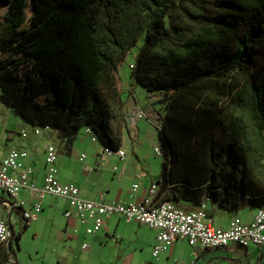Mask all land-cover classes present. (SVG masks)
<instances>
[{
    "label": "trees",
    "instance_id": "1",
    "mask_svg": "<svg viewBox=\"0 0 264 264\" xmlns=\"http://www.w3.org/2000/svg\"><path fill=\"white\" fill-rule=\"evenodd\" d=\"M0 34V101L66 142L88 127L111 150L118 67L141 41L130 79L163 94L161 199L264 204V0H0ZM28 222L0 264H19Z\"/></svg>",
    "mask_w": 264,
    "mask_h": 264
},
{
    "label": "crops",
    "instance_id": "2",
    "mask_svg": "<svg viewBox=\"0 0 264 264\" xmlns=\"http://www.w3.org/2000/svg\"><path fill=\"white\" fill-rule=\"evenodd\" d=\"M141 95V92L136 94L133 86L122 87L123 105L116 116V124L111 121L120 133L119 148L125 150L124 159H120L115 153H104V147L94 134L82 131L73 140L66 142L49 128L41 135L34 133L32 127L27 129L17 120L5 121L11 110L8 107L6 115L0 116V162L10 149H25L28 153L25 163L34 168L31 180L40 187L45 174L46 147L53 144L57 156L58 179L63 183L77 185L81 197L103 202L118 200L139 203L147 196L151 184L157 183L161 178L157 161L152 160L149 154L140 156L134 151V145L142 142L136 112L140 110L144 115L156 118L154 113H157V105L159 107L158 99H153L154 95ZM155 123L158 126V122ZM22 132L26 135H22ZM41 137L45 141L39 146ZM154 139L153 147L158 145L156 135ZM28 148L32 150L31 153ZM82 155L84 157L80 159ZM134 184H138L136 189H133ZM164 194L165 192L159 193L158 186L157 195L160 200ZM8 200L11 206L5 204ZM34 201L28 188L22 189L16 199L7 198L0 191V218L8 219L15 231V224L21 227L24 223L23 212L31 208ZM200 202L206 203L207 211L220 228H225L234 215L245 222L251 221L258 208L251 204L249 196L240 199L239 207L232 214L221 209L215 211L214 205L205 197ZM68 205V200L64 197L44 195L41 199V211L29 220L26 229L32 230L34 238L42 237L48 241L51 252L56 254L57 264H69L72 262L71 257L79 259L83 255L88 260L95 254L105 257L100 264H264V248L255 245L244 247L230 244L223 248L202 249L191 246L185 239H177L166 251L154 257L152 247L155 243V229L128 220L120 214H113L104 217V224L96 233L86 234L85 227L90 222L81 223L75 217H66L64 212ZM174 205L185 211L198 208L192 207L184 199H179ZM82 243H86L87 248H82Z\"/></svg>",
    "mask_w": 264,
    "mask_h": 264
},
{
    "label": "built area",
    "instance_id": "3",
    "mask_svg": "<svg viewBox=\"0 0 264 264\" xmlns=\"http://www.w3.org/2000/svg\"><path fill=\"white\" fill-rule=\"evenodd\" d=\"M144 113L138 110L137 118ZM38 134L39 127H32ZM91 134L90 128L84 129ZM22 135H26L22 132ZM104 153L117 154L124 159L125 150L118 148L111 150L104 147ZM156 154L160 155V149L155 146ZM28 153L22 148H12L0 162V191L7 198L16 199L19 192L28 188L35 201L32 207L23 212V218L30 220L41 211V199L46 194L61 196L68 200V208L64 215L68 218L75 217L81 223H88L85 227L86 234H94L104 224V217L120 214L128 220L136 221L156 230L155 243L152 247V255L157 257L161 252L177 239H185L191 246L202 249L223 248L230 244H238L247 247L255 245L264 248V205L257 208L253 219L245 222L239 216L230 218L225 228L216 226L212 215L207 211L206 203L201 202L197 209L185 211L175 206L169 200H160L157 197V184H151L147 196L139 203L112 200L86 199L80 196V189L73 183H63L57 177L56 150L53 145H48L45 151V174L40 187L31 180L34 168L26 164ZM84 155L80 157L83 158ZM138 184L133 185L136 189ZM7 206L11 203L5 201ZM76 231V229H74ZM12 236V227L8 219L0 218V244L6 243ZM82 248H87L82 243Z\"/></svg>",
    "mask_w": 264,
    "mask_h": 264
},
{
    "label": "rangeland",
    "instance_id": "4",
    "mask_svg": "<svg viewBox=\"0 0 264 264\" xmlns=\"http://www.w3.org/2000/svg\"><path fill=\"white\" fill-rule=\"evenodd\" d=\"M4 34H0L2 36ZM141 41L138 42L135 46H133L124 60L120 63L118 67V76L120 78V81L122 83L123 88H131L132 86L135 88L136 94H139L141 92V97L147 96L148 94L146 91L140 86L137 85L135 82H133L130 79V66L134 62V57L138 51L139 46L141 45ZM128 83V84H127ZM144 90V91H143ZM126 95V94H125ZM163 96V94H155L153 99H159ZM8 107L4 105L0 101V116L4 117L6 113L8 112ZM157 113L154 114L157 116L156 118H151L149 115H143L141 118L138 119V129H139V138L142 140V142L139 144H135L134 151L138 153L140 156L143 154H149L151 159H155L157 163L160 165V170H162V162L163 157L161 155L156 154L155 147H153L152 142L155 141L154 136L156 135L157 139V128L155 121H157L158 125L160 124V108L161 105L159 104V107L157 105ZM10 110V109H9ZM154 115V116H155ZM159 115V116H158ZM12 121L17 120L24 124L27 129H30L31 126L29 124H25L21 121L19 116H17L12 110L9 111L8 119L6 118L5 121ZM117 122L116 117L112 120V123L115 125ZM82 131H80V134ZM38 134H45V129H41ZM45 139L41 137L40 145L44 143ZM90 141V139H89ZM59 144V142H58ZM53 145V144H50ZM55 146V145H53ZM131 150V149H130ZM28 151L31 153L32 150L28 148ZM214 210H218L217 207L214 206ZM220 210V209H219ZM216 215V214H215ZM19 225L15 224V231H19ZM13 248L15 257L19 264H57L56 263V254L55 252H51V246L49 245L48 241L43 239L42 237L34 238L32 230H25L21 238L18 242V246L16 245V242L13 241ZM38 251V254L36 252ZM108 257V256H107ZM152 260L155 261V258L152 256ZM72 262L69 264H100V261H104L105 257L97 256L95 254L94 256L88 258V260H85L84 255L81 256V258H73L71 257ZM102 259V260H101ZM108 258H106L107 260Z\"/></svg>",
    "mask_w": 264,
    "mask_h": 264
},
{
    "label": "bare ground",
    "instance_id": "5",
    "mask_svg": "<svg viewBox=\"0 0 264 264\" xmlns=\"http://www.w3.org/2000/svg\"><path fill=\"white\" fill-rule=\"evenodd\" d=\"M138 111L136 112L135 116L137 117Z\"/></svg>",
    "mask_w": 264,
    "mask_h": 264
}]
</instances>
